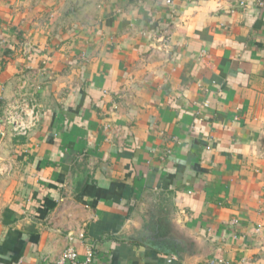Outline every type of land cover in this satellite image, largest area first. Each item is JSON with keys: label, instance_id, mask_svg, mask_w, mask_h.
<instances>
[{"label": "crops", "instance_id": "0c3cea01", "mask_svg": "<svg viewBox=\"0 0 264 264\" xmlns=\"http://www.w3.org/2000/svg\"><path fill=\"white\" fill-rule=\"evenodd\" d=\"M0 41L41 117L0 122V264H264L257 0H0Z\"/></svg>", "mask_w": 264, "mask_h": 264}, {"label": "built area", "instance_id": "2783aa9c", "mask_svg": "<svg viewBox=\"0 0 264 264\" xmlns=\"http://www.w3.org/2000/svg\"><path fill=\"white\" fill-rule=\"evenodd\" d=\"M240 2V6H243ZM258 6L264 8V0H257ZM3 42L0 41V46ZM23 87H20L16 100L9 102L0 117V122L10 128L14 136L26 137L39 125L41 117L33 98H27L24 93L20 94ZM16 94V95H17ZM83 233L79 238L83 239ZM221 262V261H217ZM215 263V261L213 262ZM42 264H95L93 250L86 248L83 257L74 248L65 249L55 260L44 259Z\"/></svg>", "mask_w": 264, "mask_h": 264}, {"label": "water", "instance_id": "95a60500", "mask_svg": "<svg viewBox=\"0 0 264 264\" xmlns=\"http://www.w3.org/2000/svg\"><path fill=\"white\" fill-rule=\"evenodd\" d=\"M27 47H28V46H26V49H27ZM71 191L73 192V191H75V189H74V188H72V190H71ZM177 255H179V254L177 253Z\"/></svg>", "mask_w": 264, "mask_h": 264}]
</instances>
